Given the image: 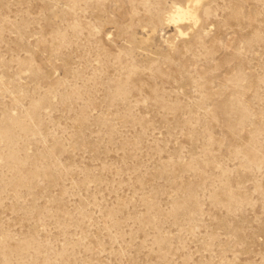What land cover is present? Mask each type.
I'll use <instances>...</instances> for the list:
<instances>
[{"label":"rangeland","instance_id":"obj_1","mask_svg":"<svg viewBox=\"0 0 264 264\" xmlns=\"http://www.w3.org/2000/svg\"><path fill=\"white\" fill-rule=\"evenodd\" d=\"M0 0V264H264V0Z\"/></svg>","mask_w":264,"mask_h":264},{"label":"bare ground","instance_id":"obj_2","mask_svg":"<svg viewBox=\"0 0 264 264\" xmlns=\"http://www.w3.org/2000/svg\"><path fill=\"white\" fill-rule=\"evenodd\" d=\"M201 4V0H189L185 8L178 7L177 15L174 17L176 21L192 20L198 21L197 7Z\"/></svg>","mask_w":264,"mask_h":264}]
</instances>
